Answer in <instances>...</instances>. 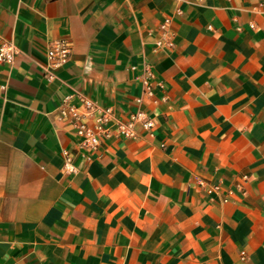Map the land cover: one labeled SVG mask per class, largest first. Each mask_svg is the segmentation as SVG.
Segmentation results:
<instances>
[{"label":"crops","instance_id":"1","mask_svg":"<svg viewBox=\"0 0 264 264\" xmlns=\"http://www.w3.org/2000/svg\"><path fill=\"white\" fill-rule=\"evenodd\" d=\"M0 41V264H264V0H0ZM65 97L153 127L82 152Z\"/></svg>","mask_w":264,"mask_h":264},{"label":"built area","instance_id":"2","mask_svg":"<svg viewBox=\"0 0 264 264\" xmlns=\"http://www.w3.org/2000/svg\"><path fill=\"white\" fill-rule=\"evenodd\" d=\"M262 1V0H260ZM169 20H164L159 25V39L156 41V48H172L173 44L168 35ZM252 27V26H251ZM16 55L15 47L8 42L0 41V63L12 64ZM47 70L45 78L47 81L54 79L53 71L62 67L69 58V49L64 41L51 43L46 49ZM151 77V74H147ZM143 81V93L150 95L149 85ZM141 99L136 100L140 104ZM58 118L69 122L72 127V134L77 139V148L85 153H93L98 150L104 140L113 134L123 139H135L137 137L136 127L150 131L153 127L152 120L144 112L137 110L125 121L113 118L110 109L100 108L91 100L80 97L76 104L70 102V97H65L57 106ZM83 156V155H82ZM86 160L89 157L83 156ZM62 170L66 175H74L77 172L73 164L74 156L67 150L62 151ZM202 186V183L199 182ZM217 187L208 189L211 193Z\"/></svg>","mask_w":264,"mask_h":264}]
</instances>
